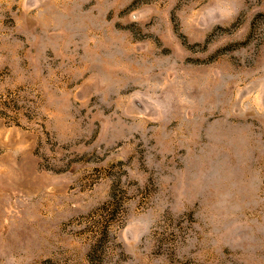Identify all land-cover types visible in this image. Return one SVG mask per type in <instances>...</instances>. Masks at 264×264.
<instances>
[{"label": "rangeland", "instance_id": "1", "mask_svg": "<svg viewBox=\"0 0 264 264\" xmlns=\"http://www.w3.org/2000/svg\"><path fill=\"white\" fill-rule=\"evenodd\" d=\"M0 264H264V0H0Z\"/></svg>", "mask_w": 264, "mask_h": 264}]
</instances>
